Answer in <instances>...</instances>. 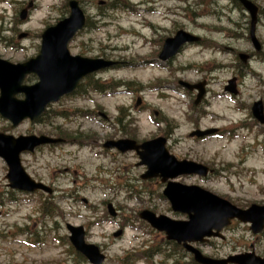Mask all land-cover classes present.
<instances>
[{
  "label": "clouds",
  "instance_id": "clouds-1",
  "mask_svg": "<svg viewBox=\"0 0 264 264\" xmlns=\"http://www.w3.org/2000/svg\"><path fill=\"white\" fill-rule=\"evenodd\" d=\"M25 5L31 3L32 9H26L25 19L16 24L14 32H3L0 36L12 37L15 32H29L33 35L16 40L12 48L4 47V52L30 50L40 44L38 30L46 26H54L62 17L61 9L65 0H24ZM98 2V0H96ZM112 3L115 0H106ZM131 6L126 9H113L101 12L95 6L87 8L88 19L102 33L106 34L103 44L93 42V48L117 46L124 58L133 60L127 68L96 73L94 79L106 88L104 99L113 101L114 107L107 120L95 114L96 100H89L90 111L78 122L80 126L74 130L80 134L83 150L89 154V160H81V146H74L61 162L70 169L76 170L57 177L53 184L52 202L57 213L50 217L51 221H68L87 224L89 243L101 245L113 264L121 261L135 249L147 252L140 243L142 230L134 219L141 206L157 207L159 191L151 183L140 180L139 174L147 171L143 166L155 164L167 151L178 155L202 154L203 147L209 141H216L206 155V159L214 161L215 173L220 177L221 184H228L224 191L246 190L248 185L237 180L239 170L255 176L264 173V137L257 140L254 135L251 141L243 146L232 136L227 135L231 129L240 130L249 123L248 106L253 98L264 96V55L259 54L246 44L247 15L243 9L236 7L234 0H124ZM264 8V0H252ZM16 0H0V13L7 14L15 9ZM195 13L190 15L189 11ZM173 24L184 27L185 32L200 38L199 43H190L178 37L174 47L168 51H155L153 42L173 33ZM11 27V25H10ZM230 45L231 54L224 51L223 46ZM127 51H123L124 47ZM240 51H248L250 58L243 67L236 59ZM88 55H98L93 50ZM242 73L241 80L251 87L241 88L240 95L235 98L223 90V85L231 75ZM200 80L208 81L209 91L198 107L192 101L198 93L195 88L189 93L180 86L179 81H187L196 85ZM111 93V95H108ZM144 99L146 111L160 109V116L142 124L130 115L125 122V131H121L118 123L121 112L132 113V102L135 97ZM167 105L168 107H165ZM79 107V105H76ZM83 120H91L94 127L83 126ZM147 125V127H145ZM52 127L73 130L64 118L58 117L51 122ZM201 127H216L225 130L222 139L205 136L198 140L186 135ZM135 132L140 140L149 135H162L167 143H160L155 151L146 153L143 143L136 145L140 153H120L115 148L105 150L103 141L106 136L119 139ZM179 133H185L181 136ZM141 157H146L141 161ZM258 161V166H250V160ZM75 181V183L73 182ZM207 176L199 181L207 187ZM234 186V187H233ZM2 187V185H0ZM264 191V182L257 185ZM215 195L214 193H209ZM87 196L89 205L86 209L77 202V197ZM111 201L118 208L115 217L106 216L103 202ZM0 229L7 230L12 221L26 222L25 217L38 215L34 205L25 206L17 202L0 207ZM106 226V227H105ZM51 228V223L48 224ZM123 227V237L114 240L111 231ZM245 226H238L234 235L237 239L244 238ZM54 240V237L52 238ZM50 240V243L52 242ZM14 246L12 259H19ZM25 255L27 250L19 249ZM64 264H73V257L62 256ZM135 264H191L190 255L184 253L175 256L170 250L154 251L149 255H140ZM250 264H255L251 261Z\"/></svg>",
  "mask_w": 264,
  "mask_h": 264
},
{
  "label": "rangeland",
  "instance_id": "rangeland-1",
  "mask_svg": "<svg viewBox=\"0 0 264 264\" xmlns=\"http://www.w3.org/2000/svg\"><path fill=\"white\" fill-rule=\"evenodd\" d=\"M79 1L82 7L84 8L86 14H87V8L92 6H95L98 9H100L102 13L113 9H126L130 11L132 10L131 6L126 4L124 0H115V2L112 3L106 2V0H98V2H96V0H79ZM26 6L27 5H25L24 0H16L15 9L9 10L7 14L0 13V33L6 31L14 32L16 24L23 21V20H19L18 18L19 12L22 8ZM64 6L61 9L62 17L67 14V12H65L64 10ZM32 7L33 5L29 9V11L32 9ZM236 7L241 8L239 6ZM188 11L190 15H195V13L191 12L190 10ZM243 11L247 15V20H246V32H247L248 19H250V17L245 9H243ZM258 18L259 19L256 26V35L260 43L262 44L263 51L260 52V54L264 55V8H261L260 6H259ZM89 22H90V27H87L82 31L78 32L74 36V38L70 41L69 43L70 53L81 54L89 57H96V56L107 57L109 59H113L120 62L119 65L116 67L115 66L110 67L108 69L99 71L98 73L108 72L111 70H119L121 68L129 67L133 63V60L124 58L121 55L120 50H118L117 46L113 45L109 47L107 45H104L102 47H96L95 49L93 48L94 41L103 44V40L106 34L102 33L99 29H97L93 25L92 21L89 20ZM43 29L38 30L37 38H39V34ZM178 29H184V27L179 26L177 24H173V33L171 35H173L175 31H177ZM21 33H26V35L20 36ZM31 35H33V33L15 32L14 39L12 37L0 36V57L10 62L17 63L19 61H23L35 55L36 52L38 51V46H34L30 50H16L7 53H5L3 50L4 47L12 48L16 40L24 39ZM168 36L163 37L159 41L153 42L152 44L153 49L155 51H159L162 41ZM246 44L250 45L252 48V45L247 40H246ZM223 49L228 54H231L233 51L230 45H224ZM93 50H95L99 54L98 55L87 54L89 52H92ZM123 51L125 52L127 51L126 46L124 47ZM240 52L249 53L248 51H240ZM232 76L234 75L229 76L228 79L231 78ZM241 76L242 73L237 74V85H236L238 89L237 94L234 96L226 92L229 96L233 98L240 95L241 88L251 87V84H244L242 82ZM32 80L33 78L30 77L29 81ZM200 81H205V80H200ZM83 83L85 87L82 89L81 92L75 93L71 96H65L59 102L52 104L50 108V112L48 113L49 115L45 117L44 122L39 121V122L30 123L28 120H25L21 122L18 126L11 128L7 123V121L0 118V131H4L15 136L20 134H32V133L58 136V132L60 131L69 140L65 144L62 143L51 147L43 146L31 153L26 152L21 154V162L24 168L26 169V171L28 172V174L32 176L34 179L41 180L44 183L51 185L52 187L57 177L68 172H71L73 176L76 175L75 169H70L66 164L61 163L65 159L67 154L73 150L74 146L78 144L81 146L80 156L82 161L87 162L89 160L88 152L83 150V143L81 140V136L74 130L76 127L80 126L78 122L81 121L82 116L87 115V113L91 110L90 105L88 103L89 100L91 99L96 100L95 114L100 119H102L100 113H103L107 115V117H109L111 110L114 107H116V110H119L118 106H116L113 101L104 99L106 88H108L109 85L105 84V86L107 87L102 89V87L99 86L101 84L100 82L93 83L94 85L93 87L91 85L90 86L86 85L87 83H89L88 80L86 81L83 80ZM205 83L207 85L206 87V94H207L209 91L208 88L209 82L205 81ZM95 87L101 89L99 90L96 89ZM188 92L190 93V91ZM108 95H111V93H108ZM256 99H261L264 103V96H261L260 98L251 99V102L248 106L250 122L243 125L240 130L231 129L227 131V135L235 138L238 141V143L241 145V147L243 146L245 141H251L254 135L256 136L257 140H259L260 137H264V125L261 126L254 125L252 122L253 118L250 113V105ZM200 104L201 102L198 105H194L192 103V106L198 107ZM76 105H79V107H76ZM165 107L168 106L165 105ZM59 110H63L65 114L67 113V117L64 119L67 123H69V127L73 130H64L58 127L54 128L51 126V122L54 121L56 118L58 117L63 118V116L61 115L56 116L55 112ZM132 114H134L133 119L139 120L143 124L145 119H147L149 122H152L157 117H159L161 113L159 108H153L150 112L146 111L144 107L143 97L137 96L132 102V113H129V115ZM129 117L130 116L128 117L126 116L123 124H125V122L129 120ZM82 123L83 126H89V127L95 126L94 122L91 120H83ZM145 127H147V125H145ZM206 128H212V127H201L199 129H206ZM218 130L220 131L221 134L220 136L215 135V137L217 138V140H220L224 137L225 130L221 128H218ZM131 133L133 134L132 137H134L137 140H140L134 131ZM189 133L190 132H187L186 135L189 136ZM179 134L181 136L185 135V133H179ZM156 136L158 135L155 136L149 135L146 139ZM109 138L112 137L106 136L104 138V141ZM196 139L201 140L204 138H196ZM215 143L216 141H209L203 147L202 154L198 156L178 155L174 153L173 154L177 156L179 159L185 158V159L195 160L203 164H206L207 166L214 169L215 168L214 161L212 159H206L205 157L208 154V152L212 149V147L215 145ZM250 166H258V161L255 159L250 160ZM6 172H7L6 164L0 158V185H2V187H0V207L12 203L23 202L25 206H28L29 204L34 205L35 213H38V215H34L32 217H25L24 220L26 222L23 223L12 221L11 227H8L7 230L0 229V264H64V260L62 259L63 255L68 254L74 257L72 250L70 249L68 242L66 240L68 232L65 228V223L69 222L75 225H82L85 229V240L87 242L89 241L88 225L81 224L78 222H73V218H69L68 221H64L62 219L59 220L57 226H54V221L50 220V216L45 215L43 211V207L41 206L42 195L29 194V193L26 194L20 191L11 190V188L8 187L7 180L5 178ZM203 178L204 177H199V176H180L177 178V180L185 184H197L221 197L228 199L229 201L240 207H246L251 203H260V204L264 203V191L260 190V188L257 187L258 184L264 182V173L257 172L255 176H251L248 175L244 170H239L237 173V180L240 183L247 184L248 185L247 189L234 191L230 187L227 193L224 191V189L226 187H229V185L221 184L219 182L220 177L215 173V171L214 173L207 176V181H206L207 187L199 183V181ZM142 181L151 183L153 188L158 189L159 193L161 192L162 185L160 184V182H158V180L150 179V180H142ZM73 182L75 183V181ZM52 197L50 198V200H52ZM77 202L83 205L86 209L88 208L89 201L87 196L77 197ZM107 203H112L114 208L118 211V208L114 205L113 202L104 201L102 211L106 216H108L106 210ZM142 208H150L152 210L154 209L153 211L158 214L162 213V214H167L171 217L184 218V216L175 215L173 212H171L169 209L168 202L162 197H159V204L157 207L153 208L151 206H141L139 210ZM138 211L136 212L134 219L141 226L142 236L139 238L140 243L136 245V248H139L141 245H143L145 248H147V246L150 245L159 246V247L166 246L164 245L163 235L160 232H157L155 230L153 231L149 230L148 227L144 225V223L139 221L137 217ZM0 215H4V214L0 213ZM49 223H51V228L48 227ZM238 226H245L243 231L246 233V236L244 238L237 239L235 237L234 233L238 229ZM118 229H120V227L111 231V237L114 240H120L124 235V233L122 232L120 235L114 236L113 235L114 232L117 231ZM20 230H24V231L27 230V233L21 234ZM222 232L223 235L225 236L224 240H220L219 238H210L209 241H207V243H204L203 245H198L199 249L203 253L208 255L213 254V256L215 257H223L229 253L244 252L250 249H253L257 254L264 256V231L258 235H253L250 232L247 224L234 221L229 227H227ZM53 237L54 240H52ZM50 240H52L51 243ZM96 245H98L101 251L106 255L103 264H113V261L109 260L104 248L99 244ZM14 246H19L18 248L15 249L16 254L20 256L19 259H12V256L14 254ZM20 248L27 250L28 253H34L35 250V253L31 255H25L24 252L19 250ZM134 251L136 252L135 249L129 251V253L125 256L128 258V260H130L128 264H135L136 259H138L133 255H131V253ZM138 253L141 254V252ZM175 253L177 256V252ZM73 264H89V263L87 261H77V260L75 262L73 259ZM116 264H121V261L116 262Z\"/></svg>",
  "mask_w": 264,
  "mask_h": 264
},
{
  "label": "water",
  "instance_id": "water-1",
  "mask_svg": "<svg viewBox=\"0 0 264 264\" xmlns=\"http://www.w3.org/2000/svg\"><path fill=\"white\" fill-rule=\"evenodd\" d=\"M251 16L250 37L255 48L259 42L255 36V23L257 7L250 0H240ZM70 8L67 17L59 20L54 26L47 27L41 33V44L36 56L24 62L11 63L0 58V116L11 123L14 127L22 120L34 121L44 111L46 105L58 100L61 96L71 93L80 79L93 71L107 67L112 64L101 58H88L80 55H71L67 44L78 29L84 25L85 17L80 9L77 0H69ZM21 18H24V10ZM178 37H183L189 42L198 40L184 30L176 31L175 35L164 40L161 51H168L175 46ZM242 61H246L247 54L240 53ZM28 74H34L37 81L32 84L24 83ZM188 89L196 88L198 95L194 101L197 104L204 94L203 82L190 85L180 82ZM225 90L236 93L235 79L228 80ZM22 94L23 97H17ZM251 111L253 116L264 123L263 103L261 100L253 102ZM215 129L195 130L190 135L203 136L214 132ZM59 138L46 135H18L13 136L0 132V157L6 162L8 172L6 178L8 185L24 191L43 189L50 192V188L41 182H36L24 170L20 161L22 151H33L35 147L45 143H56ZM145 145L146 153H151L165 143V138L156 137L142 142ZM136 141L131 139H119L106 141L103 146L116 147L120 151L136 148ZM146 157H141V161ZM147 171L141 174L142 178L160 176L161 181H166L163 194L170 201L173 211L185 213L187 219H172L167 215H156L154 212L144 209L139 217L146 220L153 228L163 231L168 240H174L188 251L193 253L194 259L201 264H264V257L255 254L254 251H246L228 255L226 258L214 259L205 256L199 249L194 247L192 242H205L207 237L219 236L221 229L230 223L232 218L240 222L249 223L252 233H259L264 228V204L252 203L247 208H240L217 195H210L197 185H185L177 181L167 180L180 174L196 173L205 176L210 170L207 166L192 161L178 160L168 151L155 164L146 165ZM108 211L114 215L111 203L107 205ZM70 232L69 240L75 249L82 253L90 263L102 264L104 255L100 253L98 246L86 243L82 226L67 224ZM120 231L116 232L118 235Z\"/></svg>",
  "mask_w": 264,
  "mask_h": 264
},
{
  "label": "trees",
  "instance_id": "trees-1",
  "mask_svg": "<svg viewBox=\"0 0 264 264\" xmlns=\"http://www.w3.org/2000/svg\"><path fill=\"white\" fill-rule=\"evenodd\" d=\"M238 3V2H237ZM240 7V6H239ZM66 10V9H65ZM89 81V86L91 85L92 87L94 86L93 85V83H97V82H99V81H97V80H95L94 78H91V79H89L88 80ZM88 84H86V85H88ZM100 87H102L103 85H99ZM82 88H83V84L81 83V85L79 86V88L77 89L78 90V92H81L82 91ZM96 89H101V88H97V87H95ZM50 112V110H47L46 112H45V114H44V116L42 117V118H44L45 117V115H49L48 113ZM55 114H56V116L57 115H61V116H65V113L63 112V110H59V111H57V112H55ZM42 118H40L39 119V121L42 119ZM58 136H64V134H62L60 131L58 132ZM180 249V250H179ZM181 246L179 247V246H175V245H171L169 248H167V247H165V248H160V247H154V248H151V249H147V252H142V254H136V256L137 257H139L140 255H149L151 252H154V251H164V250H170L171 252L173 251V252H177V253H181ZM175 250H177V251H175ZM75 253V252H74ZM75 255H76V260H79V259H83L78 253H75ZM178 257L179 256H181L180 254H178L177 255ZM191 264H196L193 260H192V258H191Z\"/></svg>",
  "mask_w": 264,
  "mask_h": 264
},
{
  "label": "flooded vegetation",
  "instance_id": "flooded-vegetation-1",
  "mask_svg": "<svg viewBox=\"0 0 264 264\" xmlns=\"http://www.w3.org/2000/svg\"><path fill=\"white\" fill-rule=\"evenodd\" d=\"M248 55H249V58H250V53H248ZM132 133H129V134H126V135H124L125 137H130V138H132Z\"/></svg>",
  "mask_w": 264,
  "mask_h": 264
}]
</instances>
